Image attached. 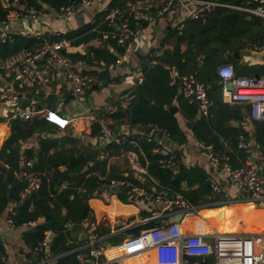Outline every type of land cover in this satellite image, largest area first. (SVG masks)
<instances>
[{"label": "crops", "instance_id": "obj_1", "mask_svg": "<svg viewBox=\"0 0 264 264\" xmlns=\"http://www.w3.org/2000/svg\"><path fill=\"white\" fill-rule=\"evenodd\" d=\"M77 1L71 0L69 4ZM211 1L229 6L239 5L238 0H230V2H225L224 0ZM126 2L128 0H91L90 8L84 10L81 14L59 21L57 13L63 7L57 11L41 3L42 9L35 10L27 8L19 1L23 10L26 12L31 11L37 18L32 20L22 17L8 22L6 21L7 11L3 8L0 1L2 9L6 12V18L0 22V35H19L24 38L42 40L41 43L35 44L29 50L21 51L7 60L0 61V90H5L7 94V98L0 103V150L10 136L12 121H18L21 124L27 122L28 126L21 127L29 129V125L33 121L44 120L41 111L51 110L46 105L47 97L54 95L57 98L55 107L51 111L68 119L70 125L63 131L58 130L52 124L44 125L42 131L32 133L25 140L20 141V151L23 155L25 151H34V153L38 154L41 148V141H48L54 143L55 146V149L53 148L49 151L51 156L57 151L61 154L60 159L69 157V161L63 162L65 163L64 165H60L56 170L51 169L48 172L50 177L58 179V184H60L57 189L58 193L77 184L79 172H73L74 169H72V172H68L69 168L71 169L70 159L73 157L79 158L80 163H83L89 157L82 167L78 168L76 165L72 166V168H81L80 174H86L90 171V173L85 175V179L96 177L101 182L91 197L85 202V206L89 209L86 217L97 221V234L102 237V246L106 251L104 257L98 261L99 264H118L114 261L119 256L122 257V252L118 249V245L128 238L138 236L141 232L154 228L162 220H169L171 217L168 211L162 212L159 206H151L140 198L132 199L127 188L120 189L109 186L112 180H124L133 187L145 191L164 187L158 185V182L148 173L149 162L146 160L144 150L140 145V142L148 143L145 140L146 137L152 138L153 148L159 143L162 148L176 155L177 165L173 168L175 171H178L180 167L187 170L199 169L203 172L204 181L207 185L210 180H214L218 186V191L213 193L208 185L212 198L216 199V201H209L211 198H207V202L202 199L198 204H193V199L187 197L188 192L198 189V184L188 188L183 183L179 190L165 187L172 192L182 194L197 209L193 215L184 217L181 220L180 227L184 234H202L208 240L212 239L213 234H264V206L243 202L235 186L231 185L228 179L223 178L221 172L217 171L209 162L205 151L198 147L199 143L211 146L215 153L226 156L229 160L228 163L233 168L243 164L247 156L246 152L251 153L252 158L257 157L258 154L264 157L260 145L255 140V135L258 133L257 123L259 122H254L250 119L248 106L225 103L220 92L221 102L229 105V110L225 113L228 121L224 127L230 126L238 130L237 138L232 141L234 132L224 129L221 125L219 126L220 131L215 130V121L213 115H211L212 110H215V106L208 96V86L205 84L210 107L208 115L203 117L200 115L197 105L188 103L180 93V78L192 75L199 81L196 74L187 72L180 76L174 67L169 68L159 62L163 54H172L176 49H178L180 54H184L189 46L192 48L193 45H190L188 41L180 42L179 39L182 32L185 33L192 23L197 21L205 23L207 17L216 9H232L218 7L205 18L192 19L191 15L195 12L197 6L191 2L177 3L171 10L160 17H157L155 11L151 10L148 14H143L140 17L128 16L124 18L125 23L130 26H136L141 30L139 36L134 37L125 45L119 46L115 39H108L98 44L97 39L100 38V33L111 30L105 21L107 12L117 7H123ZM232 11L244 15L246 24L245 30H241L238 34L229 33L232 37L230 44H233L234 47L241 45L239 53L246 50L254 52L264 51H257V48L264 44V19L246 12ZM86 27L90 28L88 33L94 35L89 41L73 45L72 42L76 38H64V36L79 32ZM85 35L82 33L81 37ZM188 37L192 38V40L194 39L192 36ZM49 39H54V41L50 42ZM45 42H65L61 51L63 56L69 60L75 71L93 79V84L89 91L80 96L73 95L70 91L68 80L63 76L64 70L47 60L37 63L30 70L28 77L7 88V82L19 68L17 62L20 58L26 52L39 47ZM213 44H220L221 48H211ZM118 49H122L123 52L120 53ZM209 49L219 51L223 49V45L219 42H214L209 46ZM96 51L108 53L111 55L112 60L108 61L103 57L95 58L94 52ZM233 53L235 52L230 49H224L219 54V60L215 64L216 72L220 66L230 64L234 71L241 68L243 73V68H245V73L247 74L242 75L243 77H264V75L250 74L248 72L252 67H264V63L255 62V58L239 57V59H234L231 57ZM200 57L195 62H200ZM117 60H120L119 64H116ZM159 64L168 70L169 78L171 79L170 84L177 86L176 96L172 99L170 105L164 106V109H167L177 121L178 130L184 138L181 144L172 140L167 131L155 124L133 126L128 123L126 112L136 95L137 86L142 84L145 79L143 65L152 68ZM239 76L241 75L239 74ZM176 79L178 82H176ZM13 96L19 97V101L13 102ZM184 103L195 106L196 115L194 119H187L183 115L181 106ZM110 106L116 108L112 115H106L111 122V128L116 134L127 137L128 140L135 143H128L125 147L121 146L123 148L118 156H112L105 150V147L112 143L101 142L98 139L99 128L89 119L90 116L100 117L105 115L106 109ZM22 111L32 112L33 115L27 120L14 117V114ZM118 113H121V117H118ZM236 116H239L240 120H235ZM198 120H204L205 127H195L196 136L191 127L196 126ZM125 126L128 127V135L121 133L126 130L127 127L125 128ZM261 132H264V130H261ZM240 137L243 138L242 143L245 150L237 148ZM163 138L175 142L177 144L176 149L163 145L161 143ZM135 145L138 146L139 163L144 169V174L132 172L123 157L125 151L137 148ZM93 153L95 158L92 156ZM240 154L242 157H240ZM27 161L29 160L22 158L20 166L24 167ZM31 161L33 162V160ZM58 173H67V175H64L59 180V178H56L57 175L55 176ZM21 176V174H17V178ZM32 180L31 184L35 181L34 179ZM221 187H223V190H221ZM83 189L79 188L78 194H85V189ZM70 198L72 199V197ZM94 204L101 206L106 213L104 212L101 216ZM12 208L13 205L10 203L0 215V233L2 234L3 232L2 236H0V247L2 248L1 252L6 256L5 264H38L46 256L50 258L51 262L57 264L59 257L53 256L52 253L49 254V244L45 252L37 254L33 250V245L24 240L23 234L25 231L31 230L30 228L20 226L10 231L7 229L6 217ZM153 211H156L158 215L152 216ZM66 212V209L63 208L61 216H65ZM212 215L220 216L219 218H211ZM78 217L79 213L73 214V222L69 221L67 223V230L64 234L68 238V244L72 246L69 253H75L76 259L80 255L83 259L89 261L87 251L78 250L87 241L85 227L82 222L77 221ZM43 221L44 219L41 218L37 220V223H42ZM213 221H216V223H213ZM51 233L53 234L51 240H53L56 234L51 231L46 233V237L48 238ZM30 254L36 256L38 260L36 262L32 260L29 257ZM39 255H42V257ZM137 257L144 264L179 260L178 252L175 249H150ZM124 260L125 258H122L120 264H127ZM77 262L79 264L78 259ZM212 263V258H208L205 264ZM86 264L89 263L87 262Z\"/></svg>", "mask_w": 264, "mask_h": 264}, {"label": "built area", "instance_id": "obj_2", "mask_svg": "<svg viewBox=\"0 0 264 264\" xmlns=\"http://www.w3.org/2000/svg\"><path fill=\"white\" fill-rule=\"evenodd\" d=\"M3 8L7 11L6 21L11 22L17 18L27 17L35 20L37 16L31 11L26 12L20 7L18 0H0ZM239 5L229 6L217 3L211 0H128L123 7H117L107 12L105 21L111 30L101 32L97 43L108 39H115L119 46H123L141 34V30L136 26H130L124 22V18L128 16L140 17L154 10L157 17L163 16L171 10L177 3L191 2L197 8L191 15L192 19H202L209 15L218 7H225L239 12H246L264 19V0H238ZM91 0H78L71 2L69 5L61 8L57 13V19L64 21L68 18L81 14L84 10L90 8ZM12 36L7 34L0 35V42L11 41ZM65 42L43 43L39 47L26 52L17 62L18 70L11 76L7 82V88L12 87L21 79H25L30 75V70L40 61L47 60L60 66L63 70V76L68 80L70 91L73 95H83L89 91L93 84V79L89 76L77 72L73 69L71 63L62 54ZM264 50V44L257 48V51ZM120 60L116 61L119 64ZM220 79V92L222 100L228 104H243L249 108V117L254 122H264V77H243L235 73L234 68L230 64H224L217 70ZM140 83V81H139ZM180 93L184 100L188 103H195L201 116L208 115L210 101L207 96V86L194 78V76H183L179 80ZM228 85L231 89H228ZM7 98L5 90H0V103ZM19 97L13 96L12 100L19 101ZM130 100V99H128ZM127 105V104H126ZM116 111L115 107H108L105 115L100 117L90 116L89 119L99 128L98 139L101 142L112 143L122 146L126 143H132L127 137L116 134L111 128L107 116L112 115ZM43 119L49 124L54 125L58 130H65L70 121L61 117L54 111H41ZM33 115L32 112H17L14 117L21 120H27ZM107 115V116H106ZM158 130L157 128H155ZM148 143H152L151 137H146ZM243 138L240 137L238 149H244ZM153 149V154L164 156L159 164L168 169H173L177 165V157L157 143ZM137 146V145H135ZM198 147L205 151L207 159L220 171L223 178L228 179L230 184L235 186L240 193L243 202H250L257 206H264V157L260 154L252 158L251 153H247L242 165L231 167L226 156L215 153L211 146L199 143ZM137 148L128 150L123 153L129 169L132 172L144 174V169L139 163ZM147 165V163H145ZM25 166L32 169L33 162L31 160L25 163ZM30 183L34 179V183L30 184V189L38 188V181L34 178L33 172L23 173ZM209 188L211 191L217 192L218 186L215 181L210 180ZM109 186L114 188H127L132 199H143L147 204L155 207H161V211H168L169 215L175 216L183 214L184 217L193 215L197 209L192 206L182 194L172 192L165 187H158L151 191H145L140 188L133 187L124 180H112ZM25 193L20 195L17 202L13 203V208L6 217L7 229L13 230V216L16 215L15 207L22 204ZM152 216L158 213L153 211ZM87 235V241L78 249L86 250L88 260L77 256L79 264H99L98 261L104 257L105 249L102 246V237L97 234L98 223L91 218L86 217L82 221ZM35 226L34 222H27L21 225L23 228H31ZM49 240L46 237L40 244L33 249L39 254L45 252L48 247ZM175 249L178 252V261H159L157 264H205L208 258H212V264H264V234H213L211 240L206 239L202 234H184L180 227V223L170 224L169 220H162L157 226L150 230L141 232L138 236L126 239L118 249L122 252L114 261L120 264L122 258L130 256H139L150 249ZM6 256L0 252V264H5ZM38 264H52L50 258L46 256L41 259Z\"/></svg>", "mask_w": 264, "mask_h": 264}, {"label": "trees", "instance_id": "obj_3", "mask_svg": "<svg viewBox=\"0 0 264 264\" xmlns=\"http://www.w3.org/2000/svg\"><path fill=\"white\" fill-rule=\"evenodd\" d=\"M27 8L35 10L42 9L41 3L46 4L54 10H59L61 7L67 6L71 0H19ZM230 2V0H224ZM6 18V12L0 5V22ZM244 15L234 12L232 10L219 8L216 9L211 15L207 17L205 23L199 21L192 23L187 31L182 32L180 42L188 41L192 48L189 46L184 54H180L176 49L172 54H163L159 59L161 64L167 65L169 68L174 67L178 74L181 76L187 72L195 73L197 79L208 86V96L213 101L215 110L213 109L211 115L215 121V130L220 131V125L230 132H234L232 141L237 138V129L232 127L225 128V124L228 118L225 117V113L229 110V105L223 104L220 99V79L215 71V64L219 60V54L224 49H230L233 52H239L240 46L234 47L230 44L231 35L229 33L238 34L241 30H245ZM89 27L80 30L79 32L64 36L67 39H74L73 45H79L83 42H87L94 36L88 33ZM86 34L81 37V34ZM190 33V34H188ZM192 36L194 39L188 37ZM199 38V39H197ZM57 40V39H55ZM50 42L54 39H49ZM196 41V42H195ZM42 40H36L34 38H24L19 35H12V40L0 42V61L7 60L21 51L29 50L37 43H41ZM219 42L223 45L222 50H211L209 46ZM122 53V49H118ZM95 58L103 57L108 61L112 60L111 55L104 51H96ZM106 55H105V54ZM201 56V57H200ZM200 57V62H195ZM233 60L232 58H230ZM234 61V60H233ZM201 66L199 67V65ZM235 69L237 75H245V68ZM143 71L145 72V79L142 84L137 86L135 90V96L132 100L131 106L128 108L126 115L128 123L136 126H146L148 124H155L159 128L167 131L172 140L181 144L184 141L181 133L178 130L177 121L173 115L164 106L171 104L172 99L177 94V86L171 85V79L169 78L168 70L162 66L157 65L152 68H148L143 65ZM253 71V72H252ZM250 74L264 75V67H252L248 71ZM183 115L187 119H194L196 115V108L194 105L184 103L181 106ZM118 117H121V113H118ZM203 119V118H202ZM235 120H240L239 116L235 117ZM196 126H192L193 133L195 127H205L204 120H198ZM49 124L45 120L33 121L29 125V129H23L21 126H28L27 122L24 124L18 121H12L11 133L9 138L4 142L0 150V215L5 211L7 206L14 202H17L20 195L25 193V198L22 204L17 205L14 209L16 215L13 216L14 227H20L27 222H37L38 219L43 218L42 223H37L31 230L25 231L23 238L27 243H31L33 249L46 238V233L51 231L56 234V237L49 242V254H53L57 259V264H78L75 253H69L71 245L68 244L67 236L64 234L67 230V223L73 222V214L79 213L78 222H82L88 215L89 209L85 206V202L91 197L92 193L97 189L99 180L96 177H90L85 179L86 174H80V169L72 168V166L82 167L88 158L80 163L79 158H71V169L68 172H79V178L76 181V185L68 189L62 190L58 193L57 189L60 186L58 179L48 175L51 169H57L60 165H64L69 161V157L60 159V153L56 151L54 155H50L49 151L55 146L54 143L48 141H41V148L38 154L34 151H25L24 155L20 151V141L25 140L32 133L42 131L44 125ZM258 133L255 135L256 142L260 145L262 152L264 153V122L257 123ZM128 143L122 145L127 146ZM142 149L144 150L145 158L149 162L148 173L158 182V185L169 187L174 190H179L181 185L185 183L188 188H191L194 184H198V189L187 193L189 199H193V204H198L200 200L212 198V194L205 183V176L199 169H185L180 167L178 171L175 169H168L159 164V161L164 158L159 154H153V143L140 142ZM123 147L109 144L105 147L112 156H118L120 150ZM128 148H130L128 146ZM55 149V148H54ZM92 156L95 158V154ZM240 157L241 154H240ZM33 160L32 169L26 166H20L21 159ZM33 172L34 178L38 181L39 185L37 189H30L29 179L23 175V173ZM17 174H21L20 178H17ZM56 178L62 179L66 174H55ZM85 189V194H78V189ZM83 189V190H84ZM72 197V199L70 198ZM209 201H216V199ZM96 210L102 216L105 209L101 206L94 204ZM66 209V215L61 216V210ZM222 209V208H219ZM106 213V212H105ZM220 215L212 217L219 218ZM216 223V221H213ZM158 225V224H157ZM156 225V226H157ZM2 248L0 247V252ZM68 252V254H66ZM2 253V252H1ZM42 257V255H39Z\"/></svg>", "mask_w": 264, "mask_h": 264}, {"label": "water", "instance_id": "obj_4", "mask_svg": "<svg viewBox=\"0 0 264 264\" xmlns=\"http://www.w3.org/2000/svg\"><path fill=\"white\" fill-rule=\"evenodd\" d=\"M211 48L220 49L221 48V45L220 44H213L211 46ZM231 57H233L234 59H239V57H242V58H255L256 59L255 62L264 63V51L254 52V51L246 50V51H244L242 53L235 52V53L231 54ZM176 82H178L177 79H176ZM228 89H231V86L230 85H228ZM56 101H57V98L54 95H49L47 97V100H46V105H47L48 109L53 110L54 107H55ZM235 126H237V124H235ZM126 127L127 126H125V128ZM127 129H128V127L126 128V130L124 132H121V133L123 135H128ZM161 143L163 145H166V146H171L174 150L177 147V144L175 142H173L171 140H167L166 138H163L161 140ZM221 190H223V187H221ZM182 219H183V214H177L175 216L170 217L169 223L170 224L180 223ZM2 234H3V232H2ZM2 234L0 233V236H2ZM52 236H53V234L51 233L50 236L48 237V240L49 241L52 239ZM29 257L32 260H34L35 262L38 260V258L36 256L32 255V254H30ZM52 264H55V263L52 262Z\"/></svg>", "mask_w": 264, "mask_h": 264}, {"label": "bare ground", "instance_id": "obj_5", "mask_svg": "<svg viewBox=\"0 0 264 264\" xmlns=\"http://www.w3.org/2000/svg\"><path fill=\"white\" fill-rule=\"evenodd\" d=\"M127 264H144L137 256L126 257L124 260Z\"/></svg>", "mask_w": 264, "mask_h": 264}, {"label": "rangeland", "instance_id": "obj_6", "mask_svg": "<svg viewBox=\"0 0 264 264\" xmlns=\"http://www.w3.org/2000/svg\"><path fill=\"white\" fill-rule=\"evenodd\" d=\"M204 204H205V203H204ZM34 223H35V225L37 224V222H34ZM33 227H34V226H33ZM33 227H31V228H33ZM31 228H30V229H31Z\"/></svg>", "mask_w": 264, "mask_h": 264}]
</instances>
